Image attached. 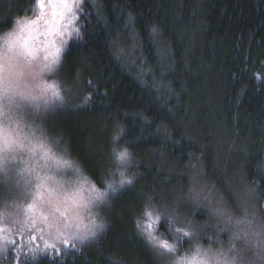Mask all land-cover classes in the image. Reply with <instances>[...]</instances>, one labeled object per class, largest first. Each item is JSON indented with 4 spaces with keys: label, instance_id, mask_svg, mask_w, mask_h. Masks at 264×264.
I'll return each instance as SVG.
<instances>
[{
    "label": "clouds",
    "instance_id": "obj_1",
    "mask_svg": "<svg viewBox=\"0 0 264 264\" xmlns=\"http://www.w3.org/2000/svg\"><path fill=\"white\" fill-rule=\"evenodd\" d=\"M85 2L27 0L24 9L0 14V264H12L10 237L22 233L70 244L76 254L99 247L112 227L114 201L129 190L139 198L130 238L152 264H264V162L259 178L248 181L235 140L224 139L210 161L207 152L192 154L174 177L144 187L127 113L113 118L97 170L50 127L62 113L90 106L82 74L70 79L64 72L66 57L87 34ZM163 32L159 23L149 25L151 36ZM169 91L176 104L165 117L140 116L163 130L165 144H179L180 121L169 117L176 118L183 89Z\"/></svg>",
    "mask_w": 264,
    "mask_h": 264
},
{
    "label": "trees",
    "instance_id": "obj_2",
    "mask_svg": "<svg viewBox=\"0 0 264 264\" xmlns=\"http://www.w3.org/2000/svg\"><path fill=\"white\" fill-rule=\"evenodd\" d=\"M25 7L27 0H0V14ZM82 19L85 40L66 57L64 72L70 79L82 74L90 106L62 113L50 127L63 134L90 170L104 162L113 118L127 113L129 137L143 161L144 187L174 177L173 170L192 154L207 152L210 161L224 139L240 145L237 161H244L247 180L259 178L264 162V0H86ZM153 22L164 29L162 37L149 34ZM170 88L183 89L176 118L169 117L173 124L180 121L174 133L179 144H165L163 130L140 116L155 122L165 117L176 104ZM138 200L137 191L129 190L114 201L112 227L99 247L25 260L152 264L144 247L130 238L131 211Z\"/></svg>",
    "mask_w": 264,
    "mask_h": 264
},
{
    "label": "rangeland",
    "instance_id": "obj_3",
    "mask_svg": "<svg viewBox=\"0 0 264 264\" xmlns=\"http://www.w3.org/2000/svg\"><path fill=\"white\" fill-rule=\"evenodd\" d=\"M122 54L123 60H126V53ZM130 67H133V65H130ZM236 147L237 150H239L240 145H236ZM10 239L14 241V244L11 245L12 255L15 257L12 264H23L25 258H29L32 255L43 257L51 255L56 256L62 252H66L67 249L71 248L70 244L61 245L60 243L41 235L39 232H33L30 234H17L13 237H10ZM46 241L50 245L55 244V247H46ZM0 245H3L2 240H0ZM33 249H35L36 251L34 252Z\"/></svg>",
    "mask_w": 264,
    "mask_h": 264
},
{
    "label": "snow or ice",
    "instance_id": "obj_4",
    "mask_svg": "<svg viewBox=\"0 0 264 264\" xmlns=\"http://www.w3.org/2000/svg\"><path fill=\"white\" fill-rule=\"evenodd\" d=\"M45 246H46V247H54L53 245H50V244H48V242H47V241L45 242ZM33 251L35 252L36 250H35V249H33Z\"/></svg>",
    "mask_w": 264,
    "mask_h": 264
}]
</instances>
